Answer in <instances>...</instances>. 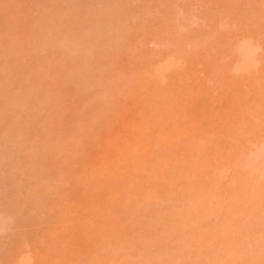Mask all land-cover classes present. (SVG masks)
Masks as SVG:
<instances>
[{
  "label": "rangeland",
  "instance_id": "374dc122",
  "mask_svg": "<svg viewBox=\"0 0 264 264\" xmlns=\"http://www.w3.org/2000/svg\"><path fill=\"white\" fill-rule=\"evenodd\" d=\"M263 147L264 0H0V264H261Z\"/></svg>",
  "mask_w": 264,
  "mask_h": 264
},
{
  "label": "bare ground",
  "instance_id": "6f19581e",
  "mask_svg": "<svg viewBox=\"0 0 264 264\" xmlns=\"http://www.w3.org/2000/svg\"><path fill=\"white\" fill-rule=\"evenodd\" d=\"M260 153H261L262 155H264V147L262 148L261 152H259V154H260ZM259 157H261V155H260ZM262 157H263V156H262ZM259 250H260V249H259ZM256 252H258V251H256ZM262 253H263V252H262ZM259 254H260V253H259ZM252 255H253V254H252ZM258 256H259V257H258ZM258 256H257V258H258V259L260 258V259H259V260L257 259V260H258L259 263L262 264V262H264V259L262 258L263 261L260 262L262 255H261V256L258 255ZM257 260H256V257H255L254 263H258V262H256ZM232 262H234V261H232ZM249 262H250V261H249ZM235 263H236V262H235ZM235 263H234V264H235ZM228 264H229V263H228ZM252 264H253V259H252Z\"/></svg>",
  "mask_w": 264,
  "mask_h": 264
}]
</instances>
